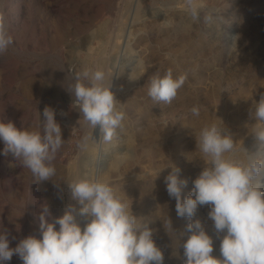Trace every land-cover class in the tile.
<instances>
[{
    "label": "rangeland",
    "instance_id": "rangeland-1",
    "mask_svg": "<svg viewBox=\"0 0 264 264\" xmlns=\"http://www.w3.org/2000/svg\"><path fill=\"white\" fill-rule=\"evenodd\" d=\"M177 1L142 0L141 7L152 12L158 24L144 30L140 28L141 21L129 23L131 27L126 22L121 45L110 55L108 52L105 65L113 67L117 78V107L126 115L113 142L105 143L98 127L94 131L77 127L72 133L63 129L61 121L67 118L62 109L72 116L76 106L74 95L64 93L60 79L62 75L73 79L76 68L83 69L81 62L89 53L87 47L98 44L92 34L99 23L101 27H114L122 0H0V15L14 38L13 46L0 56V120L12 122L18 129L43 132L44 109L52 108L65 140L53 162L56 174L53 180L46 181L21 167L10 151L3 154L5 144L0 141V231L9 233L10 247L15 248L30 235L40 238L38 216L43 205L50 209L49 221L62 216L67 205H76L66 183L70 172L78 169L76 177L101 180L111 158L116 161L119 157L113 171L101 181L112 186L130 205L138 222L148 223L155 244L163 252V264H183L182 244L190 235L185 232L190 221L177 216L176 200L169 197L164 182L174 167L173 148H191L193 157L202 163H194L186 176L179 174L187 181L182 199L192 191L193 181L206 167L196 152L195 136L205 125L222 121L237 142L239 159H246L243 148L249 152L260 150L251 132L257 120L250 117L249 110L254 111V104L264 95V0H203L206 8L216 10L218 16L211 26L193 23L183 1ZM170 15L175 16V25L170 22ZM164 31L172 34L171 40L156 47L154 57L149 58L145 44L153 45V39ZM181 33L186 35V41H182ZM147 68L152 69V76L168 70L174 76L187 74L183 87L170 103L174 116L163 113L170 104L156 102L147 95L142 76L133 82L127 77L131 71L144 74ZM216 79L221 80L217 90ZM197 105L201 107L200 116L193 117L189 110ZM150 118L162 127L163 133L146 129ZM85 133L98 154L88 159L86 151L77 146ZM100 150L106 152L101 156ZM209 211L208 205H198L192 219L201 221L213 238L212 255L221 258L219 246L224 233L217 236ZM78 220L83 228L86 221L79 217ZM169 220L172 230L168 228ZM56 227L59 229V225ZM6 264L22 261L14 254Z\"/></svg>",
    "mask_w": 264,
    "mask_h": 264
},
{
    "label": "clouds",
    "instance_id": "clouds-1",
    "mask_svg": "<svg viewBox=\"0 0 264 264\" xmlns=\"http://www.w3.org/2000/svg\"><path fill=\"white\" fill-rule=\"evenodd\" d=\"M183 4L193 23H216V10L207 9L203 0H183ZM13 44L14 38L0 15V56ZM186 79V73L174 76L172 70L156 74L147 82V95L156 102L170 104ZM112 86V76L92 68L76 72L68 86L81 113L78 123L92 131L98 127L105 143L113 140L126 115L117 107ZM253 107L249 115L257 123L251 132L260 150L249 152L243 148L246 159H239L237 142L219 119L221 123L205 125L195 135L196 152L206 167L193 181L187 197L182 199L187 181L179 177V168L173 167L165 177L166 191L176 200L177 216L190 221L185 228L190 235L182 244L183 264H264V95ZM189 111L199 117L201 107L193 106ZM43 116V132L18 129L12 122L0 120V141L5 144L3 154L10 151L21 167L46 181L56 174L53 162L65 140L55 110L46 107ZM89 139L86 134L78 143L82 152L88 149ZM66 183L76 205H67L64 214L51 221L50 209L43 205L38 216L40 238L30 235L15 248L10 247L9 233L0 231V264H6L14 254L22 264H163L164 255L153 240V230L147 222H138L130 205L112 186L86 176ZM198 205L210 207L208 218L217 236L224 233L221 258L212 255L213 239L201 221L192 219ZM78 217L86 221L83 229ZM168 228L172 230L170 220Z\"/></svg>",
    "mask_w": 264,
    "mask_h": 264
},
{
    "label": "bare ground",
    "instance_id": "bare-ground-1",
    "mask_svg": "<svg viewBox=\"0 0 264 264\" xmlns=\"http://www.w3.org/2000/svg\"><path fill=\"white\" fill-rule=\"evenodd\" d=\"M133 1L134 0H122V5L121 7L118 8V11H117V16L114 18L115 20V24L113 25L114 27L112 28H108L107 25L106 27H101V24L102 23H99V26L97 27V30L92 34V38L95 39L98 43L97 46L95 45V48H92V46H90V42L88 43V47H87V50L89 51V53H87L86 57L82 59V62H81V68H92V69H102V70H105L107 72V74L111 77L112 76V91L117 94V86H116V79L114 77V73H113V67H110L109 63L108 65L106 64L105 65V60L108 56V52H109V55H110V51L111 50H114L116 48L119 47V45H121V43L119 44V42L121 41V37L125 35V26H127L126 22H128V27L130 26L129 23H132L134 24L135 22L137 23V21H141V27L140 28H143L144 30L146 29H149V28H153L154 26H156V24H158L157 20L154 18V14H152V12H149V11H145L142 7H141V2L142 0H137L135 6L133 7ZM177 1V0H176ZM179 1V0H178ZM177 1V2H178ZM183 1V0H182ZM181 1V2H182ZM180 2V1H179ZM178 2V3H179ZM119 5V3H118ZM176 5V4H175ZM158 6V5H157ZM160 10H162L160 8ZM145 11V12H144ZM159 11V10H158ZM156 11L155 14L158 12ZM154 12V11H153ZM161 12V11H160ZM160 12L158 13L160 15ZM167 12V11H166ZM144 15H146V18H142ZM130 16H131V19H130ZM152 18H151V17ZM156 16V15H155ZM158 16V15H157ZM163 18V17H162ZM130 19V20H129ZM170 19V22H172V24H176V21H175V16H171L169 17ZM126 24V25H125ZM131 24V25H132ZM104 25V24H103ZM127 27V29H128ZM131 27V26H130ZM125 30V31H124ZM140 32V31H139ZM136 33V32H135ZM138 33V31H137ZM130 35V34H129ZM128 35V36H129ZM181 38H182V41H186V35L184 33H181ZM127 36V37H128ZM171 37H172V34L170 33H166L165 31L158 34V36L153 39L154 41V44L153 45H149L148 44H145V46L148 48V57L149 58H153L155 53H156V47H159L161 46L162 44H166L167 42H169L171 40ZM123 39V38H122ZM90 41H91V38H90ZM84 44V43H83ZM130 44V43H129ZM94 46V45H93ZM127 46V45H126ZM130 46V45H129ZM129 48V47H127ZM171 50V49H170ZM87 51V52H88ZM134 51V50H133ZM113 54H115L113 52ZM112 54V55H113ZM116 55V54H115ZM84 57V56H83ZM109 57V56H108ZM111 58V56H110ZM114 59H117L116 57ZM112 59H110L109 61H111ZM116 61V60H115ZM114 61V62H115ZM108 62V61H107ZM111 63V62H110ZM139 63H140V60H139ZM77 65V63H76ZM113 66V65H112ZM129 67V66H128ZM126 67L129 71V68ZM115 68V67H114ZM131 68V67H130ZM113 69V70H112ZM121 69V68H120ZM118 69V70H120ZM125 69V68H123ZM137 69V68H136ZM81 69L80 67L76 68L75 72H79ZM134 70V68H133ZM151 68H147L146 69V72L144 74H141V72H138V71H131L133 72L132 74H130L129 76H127L128 78H130V80H133L135 81L138 76H142L144 78V82L142 83V86H145L147 88V82L150 80L151 76H152V72H151ZM122 71V70H121ZM120 73V72H118ZM122 73V72H121ZM129 74V72H128ZM117 75V71H116V74ZM120 75V74H119ZM124 76V75H123ZM122 77V76H121ZM120 79V78H119ZM61 85H62V89L64 91V93H68L69 90H68V86L69 84L73 83V79L71 76H65V75H62L61 77ZM128 83V81L126 82ZM129 84V83H128ZM215 86H216V90L217 89H220V86H221V80L220 79H216L215 80ZM62 111H64L66 114V120H63L61 122H63V129H69L72 132L75 131V129L77 127H82L78 121L80 120L81 118V113L79 112V110L77 108H74L73 111V115H68L65 111V109H62ZM168 113V115L170 117L174 116V108H173V104H170L167 109L165 111H163V113ZM62 114V113H61ZM160 114V113H158ZM157 114V115H158ZM64 118V117H63ZM150 121V123H149ZM148 121V124H147V130H155L157 133H163V129L161 126H159L156 121L154 120V118H150ZM187 121L190 122V120L188 119ZM65 122V123H64ZM62 129V130H63ZM64 131V130H63ZM68 131V130H66ZM65 131V132H66ZM86 131V130H85ZM90 131V129H89ZM89 133V132H88ZM86 134V133H85ZM84 134V135H85ZM128 135V134H127ZM130 138V137H129ZM113 142V141H112ZM130 144V143H129ZM126 145V143H125ZM106 146V145H105ZM127 146V145H126ZM103 148V147H102ZM122 148V147H121ZM106 149V148H105ZM129 149V148H128ZM107 150V149H106ZM81 151V150H80ZM99 151V150H98ZM101 151V150H100ZM129 151V150H128ZM104 152H106L105 150L104 151H101L100 152V155L102 156V154H104ZM114 152V151H113ZM133 152H134V149H133ZM86 155L85 157L90 158V156L92 154H94V156H97V150L92 146V143L91 142H88V149L86 150ZM126 153V152H125ZM83 154V153H82ZM110 154V153H109ZM93 155L91 157H94ZM104 157L106 156L103 155ZM118 154L115 156L117 157ZM112 157V155L110 156ZM109 157V158H110ZM123 157V155H122ZM127 157V156H126ZM129 157V156H128ZM83 158V157H82ZM80 160V159H79ZM83 160V159H82ZM91 160V159H90ZM110 160V159H109ZM118 160H119V157L117 158V160L115 161L114 158L112 160L111 158V165L110 167L108 168V171H103L102 174H104L101 178V180L103 179H106L107 175L109 176V172H112L113 171V168L115 167V163L117 162L118 164ZM203 160V159H202ZM81 161V160H80ZM83 162V161H82ZM87 162V161H86ZM79 163V162H77ZM92 163V162H91ZM173 163H174V167L176 168H179L180 169V175L181 173L184 174L185 176L191 171V168L193 167V164L194 163H197L196 165H201V161L200 159H195L193 157V153H192V149L190 148H180V147H177L175 146L173 148ZM105 164V163H104ZM109 164V163H108ZM78 165V164H77ZM82 166V165H81ZM87 166V165H86ZM64 167V166H63ZM78 167V166H77ZM80 167V166H79ZM83 167V166H82ZM81 167V168H82ZM89 167V166H88ZM117 167V166H116ZM69 169H71L69 167ZM68 169V171H70ZM74 169V168H72ZM71 169V170H72ZM107 168H105L106 170ZM78 171V169L76 170H73L72 172H70L68 174V177H67V182L72 180L74 177H76V172ZM91 171V170H90ZM67 173V172H66ZM80 174V173H79ZM93 174V173H92ZM66 176V175H65ZM66 178V177H65ZM100 180V179H99ZM65 181V182H66ZM104 182V181H103ZM64 183V182H63ZM65 184V183H64ZM68 187V186H67ZM70 192V190H68ZM83 224V223H82ZM83 229V228H82ZM223 234V233H222ZM221 236V235H220ZM217 238V237H216ZM213 239V238H212ZM218 243V242H217ZM219 246V244L217 245V247ZM220 247V246H219ZM218 250V248H215Z\"/></svg>",
    "mask_w": 264,
    "mask_h": 264
}]
</instances>
